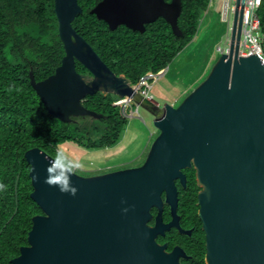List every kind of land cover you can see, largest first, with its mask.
Masks as SVG:
<instances>
[{
    "label": "water",
    "instance_id": "95a60500",
    "mask_svg": "<svg viewBox=\"0 0 264 264\" xmlns=\"http://www.w3.org/2000/svg\"><path fill=\"white\" fill-rule=\"evenodd\" d=\"M236 1L230 45L209 73L176 106L145 101L123 76L112 73L71 27L81 13L76 0H53L64 55L54 73L29 83L48 115L100 118L82 101L97 92L133 99L153 117L158 131L144 161L103 174L72 173L75 195L45 182L53 158L38 148L24 153L30 167V199L41 214L31 218L26 246L11 264H180L183 253L164 252L158 232L176 226L175 181L192 167L199 191L197 216L205 238V264H264V65L256 55L240 56L241 17ZM180 0H101L89 13L110 30L122 25L142 33L162 18L180 35ZM79 63L88 75L75 70ZM163 195V198H162ZM162 203L171 221L161 225ZM157 209L154 227L147 225ZM127 209V211H123Z\"/></svg>",
    "mask_w": 264,
    "mask_h": 264
},
{
    "label": "trees",
    "instance_id": "16d2710c",
    "mask_svg": "<svg viewBox=\"0 0 264 264\" xmlns=\"http://www.w3.org/2000/svg\"><path fill=\"white\" fill-rule=\"evenodd\" d=\"M76 1L81 13L71 27L112 73L123 76L130 85H137L148 72L155 74L168 67L194 38L209 3L180 0V35H174L162 18L145 24L142 33L122 25L110 30L89 13L100 0ZM257 15L264 32V1ZM63 55L53 0H0V264H11L10 260L18 256L19 248L27 244L31 218L41 214L29 197L30 167L24 153L38 148L54 158L58 150L70 144L82 151L110 148L120 140L127 124L118 107L112 105L117 97L100 92L82 101L100 118L79 116L63 122L48 115L29 83V72L35 82L42 81L54 73ZM75 70L88 75L77 62ZM183 172L185 187L178 188L177 213L185 224H195L198 229L192 247L184 246L187 241L183 246L192 254L191 264H204V239L195 205L198 187L194 170Z\"/></svg>",
    "mask_w": 264,
    "mask_h": 264
},
{
    "label": "rangeland",
    "instance_id": "374dc122",
    "mask_svg": "<svg viewBox=\"0 0 264 264\" xmlns=\"http://www.w3.org/2000/svg\"><path fill=\"white\" fill-rule=\"evenodd\" d=\"M227 33L228 25L222 19L219 0L215 10L207 9V13L202 14L192 41L152 84L148 92L149 101L159 109L165 104L176 107L204 80L215 61L225 52ZM137 112L138 116L126 119L120 140L110 148L82 151L71 144L65 145L61 151L68 159L82 165L74 171L79 175L91 176L139 166L158 131L153 125L154 117L148 111L138 106Z\"/></svg>",
    "mask_w": 264,
    "mask_h": 264
},
{
    "label": "built area",
    "instance_id": "2783aa9c",
    "mask_svg": "<svg viewBox=\"0 0 264 264\" xmlns=\"http://www.w3.org/2000/svg\"><path fill=\"white\" fill-rule=\"evenodd\" d=\"M219 0H209L208 9L215 10ZM222 7V19L228 25L227 33V52L230 45V36L234 22V14L236 10L237 0H220ZM241 1V0H240ZM264 0H243V8L241 4L238 6V11H241V17H237L236 29L240 24V37L238 42V54L242 57L248 55H256L264 65V32L261 30L259 17L257 11ZM212 6V7H211ZM166 69L160 70L157 73H146L136 85V92L140 91V95L150 100L148 92L153 83L165 73ZM127 100V101H126ZM113 106L118 107L120 115L125 119L133 118L134 115L138 116V106L135 105L132 99L117 98ZM135 106V108H133Z\"/></svg>",
    "mask_w": 264,
    "mask_h": 264
},
{
    "label": "flooded vegetation",
    "instance_id": "af4514ba",
    "mask_svg": "<svg viewBox=\"0 0 264 264\" xmlns=\"http://www.w3.org/2000/svg\"><path fill=\"white\" fill-rule=\"evenodd\" d=\"M190 168H192V167H190ZM186 169H188V168H186ZM184 170H182V173L185 176V174L183 172ZM194 180H195V177H194ZM195 184H196V181H195ZM175 186H176V190H177V195H178V188L183 189L185 187V186L184 187L180 186L178 181H175ZM198 191H199V188L196 191V196H197ZM162 198H163V195H162ZM177 203H178V196H177ZM177 203H176V207H175V216L177 218V220H176L177 227L176 226H170L168 229H163L161 233L158 232L154 238V242L156 243V245L164 246V252L167 254L172 252V250L174 248L177 249L178 251L180 250V252L183 253V256H179L178 263H180V264H191L194 262V260L192 258V254H190L188 249L192 247L191 242H192L193 234L198 229H197V226L195 224L187 225V224H185V222L182 221V217L177 213V207H178ZM195 205L197 206L196 198H195ZM197 210H198V206H197ZM197 210H196V216H197ZM149 213H150L151 217L148 220L147 225L149 227H154L155 218H156V215L158 213L157 209L152 207V208H150ZM160 218H161V225L162 226H166L172 219L171 213H170V207L165 203H162L161 211H160ZM197 218H198V216H197ZM198 220H199V218H198ZM199 222H200V220H199ZM199 230L203 233V239H204V242H203V247H204L203 263L205 264V262H204L205 253H206L205 252V238H204V232L201 229V222H200ZM185 241H187V243L184 246H188V249L183 246V242H185Z\"/></svg>",
    "mask_w": 264,
    "mask_h": 264
},
{
    "label": "clouds",
    "instance_id": "9594fccd",
    "mask_svg": "<svg viewBox=\"0 0 264 264\" xmlns=\"http://www.w3.org/2000/svg\"><path fill=\"white\" fill-rule=\"evenodd\" d=\"M136 86V85H130ZM137 93V92H136ZM142 97L139 93H137ZM143 98V97H142ZM144 99V98H143ZM147 102L149 100L144 99ZM151 103V102H150ZM138 106V105H137ZM82 165L79 162L68 159L63 151H57L52 160H50L46 168L45 182L49 185H55L59 192L68 193L69 195H75L77 189L72 184L70 177L75 169L80 168ZM3 186L0 185V188ZM127 211V209H123Z\"/></svg>",
    "mask_w": 264,
    "mask_h": 264
},
{
    "label": "bare ground",
    "instance_id": "6f19581e",
    "mask_svg": "<svg viewBox=\"0 0 264 264\" xmlns=\"http://www.w3.org/2000/svg\"><path fill=\"white\" fill-rule=\"evenodd\" d=\"M127 99H130V97L125 96ZM124 98V97H123ZM127 101V100H126Z\"/></svg>",
    "mask_w": 264,
    "mask_h": 264
}]
</instances>
